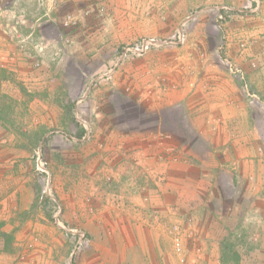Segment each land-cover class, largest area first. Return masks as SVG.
<instances>
[{
	"label": "rangeland",
	"instance_id": "374dc122",
	"mask_svg": "<svg viewBox=\"0 0 264 264\" xmlns=\"http://www.w3.org/2000/svg\"><path fill=\"white\" fill-rule=\"evenodd\" d=\"M146 38L157 46L119 57ZM263 46L264 0H0V264L139 262L129 208L189 161L192 182L164 180L175 209L149 215V264L205 263L192 194L217 212L207 249L220 259L227 243L238 264H262L264 53L252 51ZM214 71L238 86L244 116L204 136L189 84ZM166 94L179 101L163 105Z\"/></svg>",
	"mask_w": 264,
	"mask_h": 264
},
{
	"label": "crops",
	"instance_id": "0c3cea01",
	"mask_svg": "<svg viewBox=\"0 0 264 264\" xmlns=\"http://www.w3.org/2000/svg\"><path fill=\"white\" fill-rule=\"evenodd\" d=\"M233 25L229 26V30H238L239 28V22H231ZM260 24H262L260 22ZM243 33V30L240 29V32L238 34V37H240ZM227 37L229 38V34L227 32ZM264 47V46H263ZM234 50L233 48H230V51H228L229 55L233 54ZM254 56L259 55L260 58L261 55H263L264 51L260 48H256L255 51H252ZM227 53V54H228ZM231 53V54H230ZM257 58L256 60H258ZM255 62V61H254ZM258 63V62H257ZM244 69V68H243ZM209 78H203V85L199 86L200 84L196 82H192L189 84V88L193 92V95H191V100L188 99L189 103L187 104V109L191 113V116L189 118V122L191 123L192 127H194V130L200 134V135H207V136H214L217 134L221 129L224 130L226 133H228L227 129L232 127L234 125L235 121L239 118H243L244 114V101L239 92L238 86L234 84V82L228 78V75L220 74L212 72V74L208 75ZM205 82V83H204ZM189 89V90H190ZM174 91H172L173 93ZM167 97L163 99V105H174L177 101L175 96L169 94H166ZM171 95V96H170ZM200 101V108L197 106L199 105L197 101ZM221 110H219L220 108ZM196 108V109H195ZM221 112V113H220ZM203 113V114H202ZM225 121V122H224ZM227 121V122H226ZM224 122V124H222ZM221 130V133H222ZM230 139V138H229ZM240 140V139H238ZM228 141V138H227ZM191 163L185 162L183 166L182 164L179 165H171L170 172L167 174V176H162L163 181L156 182L154 181L156 188L153 187L150 188V192H145L144 195L148 197L150 196V202L146 203L141 207L135 208L131 207L129 208V214L138 216L139 219L131 224L132 228H139L141 230V237H140V247H144L143 249L138 250L139 253V262H133L132 264H149V254H148V242L146 240L148 233V226L150 225V214H164L166 209V200L167 198H173L175 194L179 192L178 187L181 183L185 182H192L194 177H189L188 171L189 168H192L193 165L188 164ZM250 165L252 167L253 171V177L256 176L255 168L259 166L257 159H252L250 161ZM185 170V173L182 171ZM187 171V173H186ZM252 177V178H253ZM171 180L173 184H177L174 187L165 186L164 180ZM197 180V178H196ZM149 191V189H148ZM170 193V194H169ZM169 194V195H168ZM168 195V196H167ZM210 198L212 199V191L210 192ZM261 193L258 191L256 197L253 199L251 196L252 202L255 203L260 198L259 196ZM191 198H194L197 200L193 205L190 206L187 210V214H189L192 220V225H195L196 229L203 234L202 239L204 243H200L199 238L198 242L200 245H202L203 248H209L212 247V245L215 247L218 246L217 241L212 242V239H215L213 235H210L209 232L212 231V228L215 227V224H218V220L215 217V213H217L212 207H206L200 206V203L206 196H202L201 194H197L196 196L194 194L191 195ZM151 206V210H150ZM170 207V206H169ZM168 208V207H167ZM180 208V207H179ZM169 211L175 209L174 207L168 208ZM177 212H178V208ZM225 214L228 216H231L229 213V208H226ZM218 227V226H217ZM130 228V227H129ZM219 228V227H218ZM195 229V228H194ZM217 229V228H216ZM222 230V228L220 229ZM219 233V232H217ZM143 237L145 239V243L143 240ZM225 237V236H224ZM223 239V238H222ZM207 240H210V242H207ZM256 245V244H255ZM260 245V244H259ZM257 247V246H256ZM205 249V256L202 257V260L205 261L204 264H217L219 260V256H215L214 250ZM210 253V254H209ZM264 263V260H262V264Z\"/></svg>",
	"mask_w": 264,
	"mask_h": 264
},
{
	"label": "built area",
	"instance_id": "2783aa9c",
	"mask_svg": "<svg viewBox=\"0 0 264 264\" xmlns=\"http://www.w3.org/2000/svg\"><path fill=\"white\" fill-rule=\"evenodd\" d=\"M154 46H157V41L153 38H146V39H141L135 43H133L132 45L128 46L127 48H124L121 53L119 54L120 58H124V57H142L143 55H145L147 52L150 51V49ZM231 68V66H230ZM230 72H232V70L230 69ZM235 72L238 73V75L240 76V78H243V73H241V69H235ZM176 233H178V228H175ZM174 249L177 253H180V244H179V240L176 238L174 239Z\"/></svg>",
	"mask_w": 264,
	"mask_h": 264
},
{
	"label": "trees",
	"instance_id": "16d2710c",
	"mask_svg": "<svg viewBox=\"0 0 264 264\" xmlns=\"http://www.w3.org/2000/svg\"><path fill=\"white\" fill-rule=\"evenodd\" d=\"M83 134L84 131L82 130ZM1 233V232H0ZM220 259L219 262L222 264L232 263L238 264L240 261L239 254L232 248L230 244H224L223 242L220 244Z\"/></svg>",
	"mask_w": 264,
	"mask_h": 264
}]
</instances>
